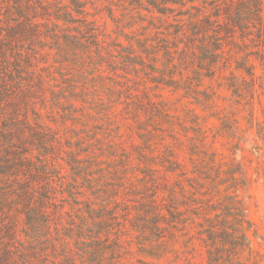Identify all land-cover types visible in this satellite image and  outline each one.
Masks as SVG:
<instances>
[{"label": "rangeland", "instance_id": "obj_1", "mask_svg": "<svg viewBox=\"0 0 264 264\" xmlns=\"http://www.w3.org/2000/svg\"><path fill=\"white\" fill-rule=\"evenodd\" d=\"M31 1L38 34L0 69V225L17 232L0 248L209 264L223 224L215 264H264V0ZM14 174L43 203L33 241Z\"/></svg>", "mask_w": 264, "mask_h": 264}, {"label": "trees", "instance_id": "obj_2", "mask_svg": "<svg viewBox=\"0 0 264 264\" xmlns=\"http://www.w3.org/2000/svg\"><path fill=\"white\" fill-rule=\"evenodd\" d=\"M10 1L11 5L8 10H2L0 7V69L1 71L6 70L7 65H13L18 67L19 59L22 56V52L16 49V41L25 40L30 36H34L37 33L38 23L35 24V21L28 20L29 13L33 8V3L31 0H7ZM69 14L67 13V17ZM11 52V54H10ZM15 68V70H17ZM2 74H4L2 72ZM0 74V93L4 91L5 81L1 78ZM0 174H5L3 168L0 167ZM12 180L15 181L14 187V196L16 205L21 207V211L25 214L26 217V226L27 229L32 230V241L36 239L35 235L38 232H41L39 229V222L37 219H42L44 211L41 208L42 202H38L36 205H29L30 200V191L27 189L26 185L21 182L17 176L14 174ZM46 198V197H45ZM2 213V212H1ZM8 224V223H7ZM14 226L13 223L9 225H0V238L4 232L10 234H16L15 228H10ZM220 239V246L213 247L211 250H208L209 264H215L217 258V252L223 249L225 243L230 241V233L225 225H221V228L218 230H211L209 233V240L212 241L211 246L215 245V239ZM240 238L242 241L246 240L245 235L240 233ZM236 238V239H237ZM1 241V240H0ZM236 242V241H235ZM31 252L22 249L10 250L7 248H0V264H28L31 261L30 257Z\"/></svg>", "mask_w": 264, "mask_h": 264}]
</instances>
